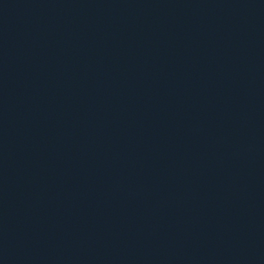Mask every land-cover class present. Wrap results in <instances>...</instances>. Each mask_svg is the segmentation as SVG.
Listing matches in <instances>:
<instances>
[{
    "label": "water",
    "instance_id": "obj_1",
    "mask_svg": "<svg viewBox=\"0 0 264 264\" xmlns=\"http://www.w3.org/2000/svg\"><path fill=\"white\" fill-rule=\"evenodd\" d=\"M0 264H264V0H0Z\"/></svg>",
    "mask_w": 264,
    "mask_h": 264
}]
</instances>
